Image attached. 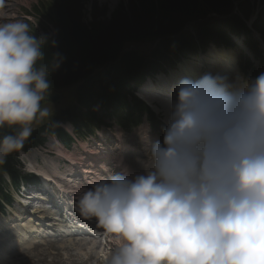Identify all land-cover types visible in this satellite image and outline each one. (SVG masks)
Wrapping results in <instances>:
<instances>
[{
  "label": "clouds",
  "instance_id": "obj_1",
  "mask_svg": "<svg viewBox=\"0 0 264 264\" xmlns=\"http://www.w3.org/2000/svg\"><path fill=\"white\" fill-rule=\"evenodd\" d=\"M49 42L23 20L0 23V128L13 130L0 164L50 115L42 102L62 58L41 63ZM156 111L161 136L139 126L138 167L106 168L76 200L114 238L104 264H264V72L180 77Z\"/></svg>",
  "mask_w": 264,
  "mask_h": 264
},
{
  "label": "trees",
  "instance_id": "obj_2",
  "mask_svg": "<svg viewBox=\"0 0 264 264\" xmlns=\"http://www.w3.org/2000/svg\"><path fill=\"white\" fill-rule=\"evenodd\" d=\"M233 1L128 0L126 6H119L108 23L99 21L100 16L104 13L99 11L98 4L95 2L92 6L93 21L90 24L83 20L87 0H53L47 4L41 3V6L35 8V12L44 17L56 30V37L50 39L49 44L43 48L45 58L41 63L49 64L54 68L56 60L54 54L58 53L62 58L59 67L49 76L52 85L50 92L85 79L86 83L82 88L86 90L87 94H84V89L79 91L82 102L84 97L90 101V94L94 92L105 104L121 105L126 101L124 90H131L136 83L130 77L135 69L131 55L122 58L119 68L112 66L108 67L103 74H97L95 77L90 75L96 67L116 59L125 40L140 42L154 37H163L165 34H178L180 32L178 28L188 20H196L211 13L220 15L229 13ZM246 7V3L240 4L241 10H245ZM257 29L264 33V10L257 23ZM219 35L223 34L215 26L209 24L205 26V38L217 42L219 37L221 38ZM181 43L182 40H176L170 46L174 54L179 53L178 48ZM252 49L257 51L256 44H252ZM160 59L166 61L164 56H161ZM153 65L158 66L159 63L156 62ZM250 65L248 63L247 66ZM66 114L72 118L70 120L77 127L84 126L87 118L92 115L90 109L87 113L82 114L75 110H68ZM45 129L40 131H45ZM11 132L13 130L7 127L0 128V136ZM41 142L40 133H32L31 138L25 143L24 149L34 147ZM13 161L12 154L3 164H0V202H10L11 200L6 193L2 175L8 173L15 179V184L18 183V176L14 175Z\"/></svg>",
  "mask_w": 264,
  "mask_h": 264
},
{
  "label": "rangeland",
  "instance_id": "obj_3",
  "mask_svg": "<svg viewBox=\"0 0 264 264\" xmlns=\"http://www.w3.org/2000/svg\"><path fill=\"white\" fill-rule=\"evenodd\" d=\"M51 1H53V0H0V2H1V4H0V14L4 15V16L0 15V23L12 22V21H15V20H23L26 23L30 22V24H34L35 28L38 30V34L39 35L43 33V34L47 35L50 39L52 37L55 38L56 34L54 35V29L52 27H48V26H44L43 27V26L38 25L36 18L31 16V14H30L31 12H34L35 8H37L38 6H41V3L42 4H47L48 2H51ZM97 2H98L99 11L104 13L99 18V21L103 22V23H108L110 21V19L112 18L113 14L119 8L120 5H122V6H126L127 5V0H117V2H115V3H111L109 0H105V1L97 0ZM92 11L93 10L90 7V4L88 3L87 6L85 7V13H83V18H84L83 20L87 24H90L93 21ZM6 19H9V20H6ZM186 23H188V25L181 32L186 31L188 33H202V24L204 23V17L197 18L196 20H188ZM144 44H146V45H140V46H133L132 47V48H134V51L137 52V56L142 55L146 51H148V52H146L144 54H147L148 56H150L155 51L154 53H156L155 55L158 57L160 53L164 52V49H163L164 45H163L162 41H160V40H157V41H154V42L146 41ZM262 44H261V50H262V52L264 54V44H263V46H262ZM180 48L189 49L190 46L188 45V43L186 41H184V43L182 44V46H180ZM233 55H237V53H235ZM144 62H145L144 60H140V62H139L140 66H141V70L145 66ZM185 65H186V62H183L181 64V67H185ZM187 67H190V64H188ZM235 73L236 74L237 73L238 74H242L238 70L235 71ZM229 75H231V74H229ZM75 94H77V93L68 90L67 92H65L63 94V95H65L64 99H63V97H61L60 99L57 100L58 101L57 104H52L51 102H48V103L44 104L42 107H47L49 109L50 115H49V117L45 118L42 122L36 124L34 126V131L37 129V127L41 126L42 123L47 122V121L48 122L51 121V119L54 118L55 113L60 114V112L64 111L65 107L67 105H69V106L74 105L75 104V99L77 100V96ZM144 96L147 97L146 95H144ZM148 103H149V101H148ZM100 114H101L100 111H97V115H100ZM136 135L137 134L134 133V134H130V135L127 136L126 143L128 144L129 149H131V150L137 146V144H135ZM40 137H41V134H40ZM42 137H44V134L42 135ZM51 139L52 138L49 139V137H48L47 138V142H49ZM96 141H98V138H96L93 143H95ZM80 143H81V145L83 144L82 141H80ZM54 147H55L54 145H53V147L51 149H45L46 146L43 147L42 149H45L46 151H41L42 149H40V148H38L37 150L31 148V150L29 152L23 153L22 156L19 155V160H20V163H21V169H23L25 172H33L34 170L31 171L28 168L29 166L33 165L35 169H39L38 164L41 166L43 160H49V161L56 162L57 158H56V155H55L56 153L53 150ZM115 153L117 154V151ZM73 154H74V157L76 158V156L83 154V149H81L79 147H75L74 151H73ZM125 160L128 161V162L130 161V159H128V157L127 158L125 157ZM26 165H27V170H25ZM61 166L64 167L63 164ZM45 169L46 168L41 169V170H45ZM56 174H58V172H56ZM62 176H64V175H62ZM70 176H73V174H70L69 177ZM76 179H80V178H76L75 177L73 180H76ZM76 181L80 182L78 180H76ZM44 200L48 201V199H46V198ZM18 204H20L19 203V199L16 197V203L13 206V208L12 209H8L6 215H0V220L2 221V222H0L1 223L0 224V230L1 229L5 230V228H4L5 225H6L7 229L10 227V225H12L14 227V223L12 222V220L16 222V220L18 218V215H17L16 218L14 219V214H16V212H18V209L21 208L20 206H18ZM35 206H39V203H36ZM30 210L35 212L34 209H30ZM44 210H45L44 207H41L37 211L38 213L40 212L39 216H41L42 218H46L45 216L49 215V211H47V213H45V212H43ZM19 214H20V211H19ZM11 215H12V217H11ZM5 220H7V222H3ZM3 233L6 234V232H3ZM78 243L73 242L72 244L69 245L70 246L69 248L70 249L72 248L74 250H76V249L80 250L82 248V246H81V244L79 245ZM66 244L67 243L64 242L62 245H66ZM30 245L29 246H24L23 248H28V249L31 250L33 248V243H31ZM48 246H50V244H48ZM72 246H74L75 248L77 247V248L75 249ZM1 247H2V244H0V250H1ZM30 247H32V248H30ZM85 247H86L87 250L92 251L95 254L96 250L93 249L94 245H93V247H91L89 245H86ZM89 247H90L91 250L89 249ZM6 249L7 248H3L1 250V252H0L1 255H2L1 256L2 258L0 259V263L4 262V257L6 256V254H8V249L7 250ZM39 252H40V249H36L34 254L37 255ZM71 254L73 255V253H71ZM25 256L29 257L30 253L27 252V254ZM84 256L85 255L83 253H82V255H78V252H77V255H73L71 257V264H78V263L79 264H84V263H82L83 262L82 258ZM86 256H85L86 260L90 258L89 261L87 260V264H92L91 254L86 252ZM56 260L59 262V264H67V263H65L66 260H63L62 258H58ZM34 264H37V263L34 261Z\"/></svg>",
  "mask_w": 264,
  "mask_h": 264
},
{
  "label": "bare ground",
  "instance_id": "obj_4",
  "mask_svg": "<svg viewBox=\"0 0 264 264\" xmlns=\"http://www.w3.org/2000/svg\"><path fill=\"white\" fill-rule=\"evenodd\" d=\"M100 1H105V0H100ZM111 3H115V2H117V0H109ZM2 2V1H1ZM1 2H0V4H1ZM1 16H4V15H2V14H0ZM6 20H9V19H6ZM215 54H218V53H215ZM218 56H223V55H221V54H218ZM226 58H227V56H225ZM228 59V58H227ZM211 64H213L212 62H208L207 63V65H211ZM183 66V65H182ZM199 71H202V70H199ZM189 73H191L192 74V72L191 71H188ZM192 75H194L193 77H195L196 75L195 74H192ZM192 75H185V76H192ZM173 78V77H172ZM175 79H177V78H175ZM145 97V96H144ZM164 102L165 101H161V103L162 104H164ZM59 153L61 154V155H64L61 151H59ZM69 159H71V157H69ZM106 160V159H105ZM75 162H77V164H78V167H84V166H81V164H84V161H75ZM91 164L88 166L89 168H92V167H94L95 165H96V163L95 162H90ZM89 168H87V169H84V173H86V174H89L91 171H89L88 169ZM69 174H72L71 172H69ZM43 176H45L46 178H49L50 176L49 175H47V174H43ZM73 176H74V174H73ZM72 176V177H73ZM75 178V177H74ZM67 180H69V185H70V187L68 188L69 189V193H72V195H74L75 193H77V194H80L82 191H84V190H82L83 188H84V180H82V179H79V180H81L80 182H77L76 180H71V179H67ZM78 180V181H79ZM74 200H76V198H74ZM66 204H67V201H66ZM62 206V205H61ZM49 211V215L52 213V210L51 209H49L48 210ZM44 212V211H43ZM45 216V215H44ZM41 217V216H40ZM42 218V217H41ZM42 219H44V218H42ZM94 219V218H93ZM51 226H54L59 232H62V231H66V232H70V230H68L67 228V226H63V225H61V224H59V225H54L53 223L51 224ZM95 227V226H94ZM97 229H99V230H104L103 229V227L102 226H98L97 227ZM21 233H24L23 231H20ZM4 237V236H3ZM22 240H23V242H22V245H23V247L24 246H29L31 243H33L30 239H23L22 238ZM21 240V241H22ZM27 240H30V243H26V241ZM70 242H71V240H70ZM79 245L81 244V246L83 247V244L81 243V242H79L78 243ZM74 245V244H73ZM31 246V245H30ZM80 246V247H81ZM70 247V246H69ZM68 247V248H69ZM72 247H74V246H72ZM30 248H32V247H30ZM75 248V247H74ZM77 248V247H76ZM75 248V249H76ZM28 249V248H27ZM72 249V248H71ZM89 249H90V247H89ZM91 250V249H90ZM93 250V249H92ZM5 251V250H4ZM3 251V252H4ZM84 254V253H83ZM85 255V254H84ZM2 257H1V255H0V259H1Z\"/></svg>",
  "mask_w": 264,
  "mask_h": 264
},
{
  "label": "water",
  "instance_id": "obj_5",
  "mask_svg": "<svg viewBox=\"0 0 264 264\" xmlns=\"http://www.w3.org/2000/svg\"><path fill=\"white\" fill-rule=\"evenodd\" d=\"M187 16V15H186ZM184 18V17H183Z\"/></svg>",
  "mask_w": 264,
  "mask_h": 264
}]
</instances>
